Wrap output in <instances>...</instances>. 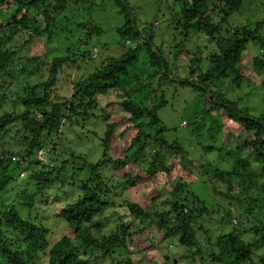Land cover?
<instances>
[{"label": "trees", "instance_id": "16d2710c", "mask_svg": "<svg viewBox=\"0 0 264 264\" xmlns=\"http://www.w3.org/2000/svg\"><path fill=\"white\" fill-rule=\"evenodd\" d=\"M246 1L179 0L182 21L175 23L182 29L183 39L176 54L185 52L190 32H205L216 42V51L207 60V68L204 70L200 64L193 63L194 69L191 70L190 77L179 84L204 94L205 99L202 100L207 104L205 112L211 115L213 120V114L218 113L227 120L237 121L245 136L249 138L235 149L226 145L204 147L206 153L218 151L220 160L226 164L230 162L231 166L227 169L222 164L209 163L206 167L202 166V176H207L213 186L211 191L216 195H225L248 214L253 210L259 211L262 225L253 228L258 239L251 243L246 242L241 234L230 231L217 239V250L210 252V262L207 263L201 256L203 250L198 242L195 225L199 220H203L209 209L205 201L191 189L198 179L190 176L185 170L183 174H179L178 181L172 184L171 189L163 187V190L157 191L148 205L143 206L128 199L117 202L118 198L122 200L124 197L119 189L132 190L142 181V176H123L116 184L114 192L109 185V177L103 175L106 168L112 166L123 170L142 160V165L147 163V167L142 169L151 180L161 172L171 176L173 167L167 165L168 160L178 154L185 160L187 152L178 141L169 143L166 140L168 127L159 114L166 107L164 98L153 106L144 105L142 101H134L132 98L140 92L132 87V72L142 56L149 66L146 74L149 77H159L161 82L168 83L177 82V79H173L174 75L166 57L154 43V35L144 34L138 27L127 1L114 0L125 18V23L117 30L118 35L125 43L135 45L123 55L107 59L94 73L76 82L71 97L61 102L53 101L52 95L59 84V76L64 67H75L79 58L82 61L90 60L93 58L91 52L79 50L72 53L67 48L64 56L44 60L33 58L32 62L37 66L35 70L27 72L23 68L20 75L25 78L38 76L41 82H28L23 88L22 95L17 100L21 105L20 111L3 112L0 115V146L4 147L0 151V264H103L108 259L113 260L116 255L125 253L132 256L137 253V250L135 253L131 252V248L138 247L141 236L150 232L153 225L160 233L156 238L150 237L152 240L147 248L142 249L143 252L160 250L164 243L175 242L178 247H184L188 251L181 256L180 262L174 260L173 264H182L184 261H188V264H254L256 249L262 250L259 259L260 264H264V111H260L258 115L254 114L247 108H240L235 100L229 99L221 92H211L208 88V84H215L230 75L234 76L232 84L241 88L244 75L239 71L238 65L247 54L248 46L260 43L261 49H264V37L258 36L264 21H257L254 30L242 25L228 36L216 38L220 34V27L213 25L211 7L219 9L224 14L223 17L227 18L241 13ZM67 3V0H59L58 5L51 4L50 0H0V8H5L6 12L3 27L10 29L11 34L10 37L0 39V100L7 99V95L2 94L3 80L10 79V82H13L15 78L12 70L16 69L14 61L17 53L12 48H5V45L23 32H28L32 37L46 34L50 43L58 31L65 27V22L62 24L60 20V23L59 14H53V10L64 11ZM41 21L45 24L44 27ZM81 27L87 28L84 25ZM66 33L71 35L69 30ZM94 34L101 35L102 29L95 26L89 30L87 36L90 39ZM32 67L34 66L30 68ZM254 67L264 71V60L260 55L254 59ZM43 68L47 70V77L42 73ZM195 74L198 79H191ZM111 92H116L119 97L126 99L109 103L104 111L113 113L119 108L124 116L118 123L109 121V117L104 119L107 130L102 139V159L89 163L84 157L76 155L66 147L69 156L67 161L62 162L56 151L63 139L65 124L91 118L92 113L99 107L98 98ZM145 120L148 121L149 130L143 129ZM124 122L133 124L137 132L124 148L123 156L113 158L110 151L114 133ZM15 128L18 129L15 134L19 138L11 145L9 141L6 142L4 136ZM127 133L126 129L120 137H125ZM245 145L253 151V160L258 164L257 170H253L250 161L240 156V151ZM46 146L51 147L50 153L56 156L55 160L60 162V167L44 166L41 161L36 160L37 153ZM6 147L10 149L6 150ZM151 147H156L155 153L148 157ZM28 163L37 167L44 166L40 171H33L28 175V181L34 187L33 191L21 192L19 199L16 198L18 202L20 200V205L28 210L34 208L37 198H46L45 192L56 182L61 183V177L70 171L72 175L69 182L80 191V198L76 202L66 204L57 214L58 218L66 222L68 231L54 243H51V231L48 228L23 219L14 205L15 201L5 205L1 199L16 181L17 175H21L22 165ZM66 166L71 169L68 170ZM227 189L228 192L225 193ZM118 190L119 192H116ZM165 191L168 197L162 200L161 194ZM252 192L258 196H250ZM110 208H126L132 223L139 222L143 225V222L148 221L152 228L142 227L140 230L131 231L129 224L122 222L106 235L103 232L106 225L101 219L104 212ZM229 215L230 212L227 217ZM166 259L170 261L169 256ZM130 260L129 258L125 264H132Z\"/></svg>", "mask_w": 264, "mask_h": 264}, {"label": "rangeland", "instance_id": "374dc122", "mask_svg": "<svg viewBox=\"0 0 264 264\" xmlns=\"http://www.w3.org/2000/svg\"><path fill=\"white\" fill-rule=\"evenodd\" d=\"M58 1L50 0V3L58 5ZM123 1H127L129 4L133 17L136 19L141 31L144 34L154 35V43L161 48L166 57L169 68L174 75L173 79H177V82L168 83L161 82L159 77H149L146 75L149 66L144 56H142L132 72L134 75L132 87L140 90V92H137L132 98L134 101H142L144 105L148 106H153L164 98L166 107L159 114L168 127L166 140L169 143L178 141L187 152V158L183 160L178 154L168 160L167 165L173 167L171 176L161 172L150 180V177L142 169L147 167V163L144 162L142 165V160L129 165L123 170H117L110 166L105 169L103 175L109 177V185L113 191L123 176L127 174H131L133 177L141 175L142 181L132 190L119 189L122 191V197H124L122 200L118 198L117 202L121 203L123 200L128 199L141 203L143 206L150 204L155 193L163 190V187L167 190L171 189L172 184L178 181L180 173L183 174L186 171L190 176L198 179V182L191 189L205 201L209 213L203 217L202 221L199 220L195 228L200 248L203 250L201 256L209 263L210 252L217 250L216 241L220 236L230 231L236 232L241 234L246 242L251 243L258 239L253 228L260 227L262 224H260L261 215H258L259 211L253 210L248 214L246 210L243 211L239 205H235L225 195H216L211 191L213 186L209 183L207 176H202V166L206 167L209 163L222 164L229 169L231 164L230 162L226 164L221 161L218 151L206 153L204 147H222V145H226L230 149H235L249 138L245 136L237 121L227 120L218 113L213 114L215 116H213V120L211 115L205 112L207 104L203 101L205 99L204 94L179 84L180 81L183 82V80L190 77V72L194 69L193 63L200 64L205 70L207 60L216 51L215 40L211 39L205 32H190L184 48L186 49L185 52L176 54L183 39L182 29L177 27L178 24H176L177 21H182L181 10L178 7L179 0ZM67 2L64 11L57 12L53 10V14H59L58 21L63 22L62 24L65 22V27H62L59 31L57 30L58 33L50 43L46 34L41 37H32L28 32H23L15 36L11 43L5 45V48H12L17 55L14 61V68L16 69L12 70L15 79L13 82H10V79H5L3 80L4 83L1 84L2 94L7 95V99L0 100L2 105L0 115L3 112L20 111L21 105L17 100L22 95L23 88L28 85V82L33 84L41 82L38 76L25 78V76L20 75L23 68L27 72L35 70L37 66L32 62L33 58L44 60L64 56L67 48L72 53H77L79 50L91 52L93 58L90 60L82 61L79 58L75 67H64L62 74L59 76V84L52 95L53 101L61 102L71 97L76 82L94 73L107 59L119 57L135 45L134 43H125L118 35L117 30L125 23V18L114 0H67ZM211 9L213 10L211 13L213 25H219L220 27V34L216 38L226 37L235 28L242 25L249 26L254 30L257 21H264V0H247L241 13L227 18H225L226 16L223 17L224 14L219 9H215L214 6ZM5 13V8H0V39L11 35L10 29L3 27L5 26ZM40 23L42 27L45 26L42 21ZM83 25L87 28L81 27ZM95 26L102 29V34L99 36L94 34L89 39L87 36L89 30ZM3 29L7 30L3 31ZM68 30L71 35L66 33ZM258 36L264 37V26ZM248 47L247 54L243 56L238 65L239 71L244 75L241 88H237L232 84L233 75L223 78L215 84H208V88L211 92H221L229 99L235 100L240 108H247L258 115L260 111H264V71L254 67V59L260 55V58L264 60V49H261L260 43H252ZM31 66L34 67L30 68ZM42 73L47 77L46 68H43ZM191 79L197 80L198 77L195 74ZM98 99L99 107L92 113L91 118L75 120L73 124L67 123L63 127V139L59 142L56 151V154L62 158V162L68 159V148L76 155L84 157L89 163H96L102 159L104 151L102 139L107 130L104 119L109 117V121L118 123L124 116L123 111L119 108H116L113 113L109 110L105 112L104 108L109 103L120 102L126 98H121L116 92H111ZM145 122L146 125L143 129L149 130L147 128L148 121L145 120ZM126 129L128 130L127 135L120 137ZM17 130V128L11 129L9 134H5L6 142L9 141L11 145L16 143V139L19 138L15 134ZM135 132H137V129L133 124L129 122L120 124L114 133L115 138L111 146L110 156L113 158L123 156V150L128 146ZM2 148L4 147L0 146V151L3 150ZM7 149L10 148L6 147ZM155 149L156 147H151L148 157L155 153ZM42 151L43 156L39 160L37 154L35 156L36 160L41 161L44 166L60 167V162L55 160L56 156L50 153L52 151L50 146H46ZM240 156L250 161L253 170L258 169V164L253 160V151L249 147L245 145L240 151ZM44 166L37 167L33 163L23 164L20 173L24 175H17L16 181L8 188L1 199L5 205L12 204L15 201L14 205L23 219L48 228L51 231V243H54L65 236L68 231L66 222L58 218L57 214L63 210L66 204L76 202L80 198V191L78 187L69 182L72 175V171H70L69 174L61 177V183L56 182L45 192L46 198L36 199L33 209L28 210L20 205V200L18 202L16 198L19 199L18 196L21 192H32L34 188L28 181V175L33 171H40ZM66 167L68 170L71 169L68 166ZM119 190L116 192H119ZM227 192L228 189L225 193ZM252 195L258 196L255 192H252L250 196ZM161 197L162 200H166L168 197L167 192H163ZM240 205L243 204L240 203ZM229 212L230 215L227 217ZM101 220L106 225L103 231L106 235H109L111 230L122 222L129 224L131 231L140 230L142 227H151L148 221L143 222V225L139 222L132 223L133 220L128 215L126 208L117 210L116 208H110L104 212ZM153 226L150 232L141 236L138 247L136 249L131 248V252L135 253L137 250V253L132 256L125 253L120 256L116 255L113 260L108 259L103 264H111L112 262L114 264H125L129 261V258L132 264H173L174 260L180 262L182 260L181 256L186 254L188 250L184 247H178L175 242L164 243L160 250L151 249L143 252L142 249L147 248L149 241L152 240L150 237L155 236L154 238H156L160 233L158 228L155 225ZM255 251L254 264H260L259 257L262 250L256 249ZM167 256H169L170 261L166 259ZM198 259L200 260V258ZM182 264H188V261H184Z\"/></svg>", "mask_w": 264, "mask_h": 264}, {"label": "built area", "instance_id": "2783aa9c", "mask_svg": "<svg viewBox=\"0 0 264 264\" xmlns=\"http://www.w3.org/2000/svg\"><path fill=\"white\" fill-rule=\"evenodd\" d=\"M37 154H38V159L40 160V158L43 156V151L41 150Z\"/></svg>", "mask_w": 264, "mask_h": 264}, {"label": "clouds", "instance_id": "9594fccd", "mask_svg": "<svg viewBox=\"0 0 264 264\" xmlns=\"http://www.w3.org/2000/svg\"><path fill=\"white\" fill-rule=\"evenodd\" d=\"M21 175H24L23 173Z\"/></svg>", "mask_w": 264, "mask_h": 264}]
</instances>
